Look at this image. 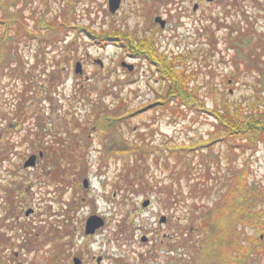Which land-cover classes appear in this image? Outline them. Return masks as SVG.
<instances>
[{"label":"rangeland","instance_id":"374dc122","mask_svg":"<svg viewBox=\"0 0 264 264\" xmlns=\"http://www.w3.org/2000/svg\"><path fill=\"white\" fill-rule=\"evenodd\" d=\"M261 2L264 4V0ZM71 4L75 5V10L61 14L60 11L67 10ZM83 4L84 0H0V15L6 14L10 24L12 19H19L21 11L17 12V9H21L24 16L28 18L25 22L29 29H35L34 20L44 24H50L55 20L53 24L58 25L60 19L66 22L65 27L67 25L75 28H78V25L87 27L88 19L84 14ZM46 8H51L53 11L48 15L44 14L42 16L44 20L30 18L32 12L37 13ZM218 12L220 9L214 10V13ZM54 16L57 18L55 19ZM229 16L227 19L229 27H225L222 23H205L206 26L209 25L213 33L215 38L213 43L208 41L207 28L198 30L194 23L187 19L179 20L174 13L169 20L173 26L155 33L156 39L153 42L148 41L141 46H139L140 43L134 42V46L137 45L143 51L148 50L150 44L153 45V49L163 54L162 57L165 56L168 63L174 65L176 71L181 70L185 74H191L189 86L196 88L195 96L203 101L199 103L198 109L182 105L183 113L178 111L176 117H172L170 108H165L156 102L157 92H161L160 81L162 80L160 79L162 78L159 79L158 72L150 70L154 67L151 66L153 60H150L149 66L145 57L139 60L134 59L132 53L127 50V40L123 39V36L119 38V41L109 39L96 43L85 35L84 31L81 35H77V29L67 28L62 43L48 47L41 46L40 39L36 37L14 38L22 40L24 44L19 45L17 55L12 58L16 62L19 60L20 64L16 62L15 64L21 68L20 73L26 76V80L32 78L29 88L32 92L24 95L25 87L22 83L24 78L19 79V72L11 78L8 75V77L2 75L0 78V257L6 259L4 264H7L9 260L15 261V254L23 264H29L30 261L37 263L43 261V248L41 251L36 248L26 250L23 245L29 237L31 241L38 244V240L42 241L41 238L51 232L52 228L63 225L65 218L71 213L74 198V205L80 201L83 204L76 213L72 214L74 216L72 225L80 224L90 210L107 217L105 229L91 238L92 254L104 255L105 264H116L119 252L125 253L129 260L137 257L136 254H132V242L123 245L113 236L115 233L113 231L117 228L123 230L122 233L124 230H128L130 234L133 233L132 238L135 241L142 236L156 240V244L162 249L161 256L167 249V255H170V258L175 254L174 252L171 254L167 248V245L175 244L169 239L171 233L175 240L178 239L181 244H184L183 248L178 246L179 249H184V259L186 255L187 260L193 256V259L191 258L194 261L193 264H264V254L253 255L251 241L247 237L258 233V230L245 227L235 230L234 237H230L233 233H226L222 238H215L217 223L208 221L214 209L213 203L199 202L197 206L200 210H196L192 203L196 197L194 192L190 194L188 186L191 182L185 178H182L179 183L174 178L169 180L161 169L162 165L160 168L153 165L150 169L154 176L152 181L156 185L154 192L146 193L147 195L123 196L116 184L120 183V176L125 166L114 156H110L109 151L105 152L104 149L107 148L102 143L106 140L111 141V150H113L114 147L120 148L125 141H134L135 145L143 146L155 152L154 154H166L175 144L177 146L199 145L211 138L215 131L214 117L209 113L211 108H217L216 106L221 108L223 103L227 102L233 107L240 104L243 106L244 113L247 108L252 107V104L262 109L264 105V9L247 3L244 11L236 9ZM177 23H179L178 26H176ZM37 25L40 26V24ZM238 28L244 37L250 40L248 45L243 44L240 49L238 48L240 41L234 42V38L240 34V31H234ZM94 29L100 28L94 27ZM45 30L41 28L40 32ZM118 30L131 33L135 39L139 34L132 29L119 28ZM72 41H74L73 47L70 44ZM238 51H240L239 57L234 60ZM250 51L259 54L253 65L260 68V71L255 67L246 69L239 60L243 54ZM35 56H39L38 63ZM66 56L68 59L64 61ZM162 57L158 55L155 60H162ZM44 58L45 61L42 63ZM97 59L103 62L102 66L96 63ZM122 60L132 63L133 69L128 70L121 66ZM170 60H173L172 63ZM76 62L81 64L80 73L75 72ZM34 63L38 65L35 66ZM57 63L63 67L58 72L60 79L56 84L54 83V89L46 94L42 90L48 87L49 81L43 74L44 68L51 71ZM155 63L158 67V63L156 61ZM257 101L261 103L258 104ZM20 103L21 107L18 110ZM101 107L103 115L104 111L113 115L117 108L120 116L123 113L122 109L127 110L130 116L126 120H116L106 116L105 124L101 126L94 115L96 110L101 111L99 109ZM132 109L135 111L132 112ZM16 119L20 121H14ZM38 124L45 133V136L41 138L45 144V151L54 150L59 155L65 152L68 157H74L77 160L73 168L71 165L68 166L70 162L68 159L64 161L67 162L65 167L68 172L67 182L60 184L50 182L51 180L43 173L44 162L39 161L43 155L37 157L33 167H22L29 155L38 154L41 151L33 150L31 143L24 141L28 126L34 127ZM56 137L64 138L65 145L56 141ZM142 137H145L144 142L140 141ZM10 144H14L12 148ZM226 148L225 142L219 141L215 144V149L222 153L219 157L221 167L226 166L231 170L232 164L237 166L248 164L250 181L264 186V140L258 141L255 151L250 149L242 151L240 147L236 148L239 154L234 157L232 155L229 159L227 155H224ZM108 153L109 158L105 160L106 166H103L102 157L107 156ZM154 154L149 161L152 162ZM83 161L87 164L85 173L81 166ZM84 179L88 181L87 189L83 187ZM17 182L20 185H15ZM169 184L183 194V196L177 195L175 202L170 206L163 187ZM12 186L16 188L20 186L29 194L26 201L17 202V206L15 205L17 216L11 219L15 225L11 229L6 220L11 218L10 214L6 213L10 205L2 204V200H5V193L10 191ZM213 196L214 192L211 197ZM88 199L90 204L87 205ZM144 199L151 200L150 208H143L141 203ZM79 206L80 204L77 205ZM28 208H33V212L25 215ZM162 213L167 215L169 222L161 226L158 218ZM191 217L201 219L194 224L190 222ZM219 220L225 221V219ZM231 222L227 221L230 224ZM184 227L187 230H184ZM260 237L256 247L258 251L262 246L264 247V232ZM235 240L241 241L243 246L248 247L249 252L244 256H239L235 251L232 252L234 249L232 244ZM119 244L122 246L119 247ZM137 244L140 245L139 242ZM99 247L102 248L99 249ZM226 255L228 260L223 258ZM124 261L126 264L129 262L126 259ZM136 264H141L140 260Z\"/></svg>","mask_w":264,"mask_h":264},{"label":"trees","instance_id":"16d2710c","mask_svg":"<svg viewBox=\"0 0 264 264\" xmlns=\"http://www.w3.org/2000/svg\"><path fill=\"white\" fill-rule=\"evenodd\" d=\"M19 11H21V14H23L21 9H17V12ZM34 13L35 12H32V17L35 16ZM2 16L0 15V78L2 75H8L11 78L15 73L19 72V79L24 78L22 83L25 87V96L32 92V90L29 89L31 87L30 83L32 82V78H28V80H26V76L20 73L21 68L17 67L15 64L16 61L14 58H12L13 56L17 55L19 45L24 44L22 40H15L14 38L20 39L23 37L25 39L26 36L28 39H31L32 37H36L40 39L39 44H41L43 47L52 45L56 46L62 43V41L65 39L67 30L71 28L73 30L77 29V35H81L82 31H84L85 35L95 40L96 43H102V41L108 36H117L119 38L123 36L122 38L127 40L126 46L129 53H132V55L141 53L142 57H145L149 60L154 61L158 58V55H161V57L163 55L161 53H157L151 44L148 46L149 49L145 51H143L140 47L138 48L134 46V38L131 33H124L123 30H95L94 28L90 29V27L86 26H78V28H75L74 26L68 27V25L65 27L64 24L54 25L53 23L44 24L40 22L38 23L40 26L36 25L34 26L35 29H29L27 22L25 24L21 23L22 15L16 20V22H12L10 24L7 20L8 18L6 17V14ZM41 28L46 30L44 32H40ZM207 29L209 30L208 41L209 43H213L215 40L213 33L209 27H207ZM234 31L239 32L240 29H234ZM236 41H240V44H238L239 49L243 44L248 45L250 43V40L244 37L241 31L240 34L234 38V42ZM73 42L74 41L70 42V44L72 45ZM73 46L74 45L71 47ZM238 53L240 54V51L236 53L234 60H237L236 57H239ZM256 56L259 57V54L250 51L247 54H243L242 58L239 60H241L246 69H250L252 67L256 68V66L253 65L254 61L257 60ZM35 59L37 60L36 63H38L39 56H35ZM67 59L68 57L66 56L64 61ZM44 61L45 58L42 60V63ZM155 61L158 63L157 72L160 74V78H162L160 79L162 80L160 81L161 92H157L156 102L165 108H170L172 117H176L178 111L183 113V109L181 108L182 105H186L185 107L187 108H192L191 106H193L198 109L199 103H201L203 100L195 96L197 91L196 88H191L189 86L188 81L191 77V74H185V72L181 70L176 71L174 69V65L169 64L165 56L162 57V60ZM172 61L173 60H170V63H172ZM16 63L20 64L19 60ZM12 65H15V67H11ZM33 65L36 66L38 64L34 63ZM62 68L63 67H61L60 63H57V66H53L51 71H48L47 68H44L43 74L47 76L49 81L48 87H45V89L42 90L45 91L46 94L50 93V91L54 89L53 86L60 79L58 72H60ZM257 70L260 71L261 69L258 68ZM257 102L258 104L261 103L259 101ZM20 107L21 103L18 105V110ZM216 107L217 108H211L209 110V113L214 117L215 131L212 133L213 135L210 136L211 138L204 141L203 144H192L189 146H177L175 144L168 150L166 154H154L155 152L147 150L143 146L141 147L139 145H135L134 141H125L120 148L117 149V147H114V149L111 150V141L107 142L106 140L102 142L107 148L104 149V151H109L110 156H114L122 164H124L123 166H125L123 167V172L120 176V183L117 182L118 184H116V187L120 189L123 196L128 194L147 195L150 194V192H154L156 185H154V181H152L154 176L151 174L152 172L150 169L153 165L159 168L162 165L161 169L164 171L169 180L174 178L177 179L179 183L182 178H185L191 182V184L188 186L190 187V194L194 192L193 194L196 197L192 200L196 210H200V207L197 206V203L199 202L205 203V201H211L213 203L214 209L213 212H211L208 221L217 223L216 234L214 236L215 238H222L226 233H233L230 237H234L235 230L238 231L245 227L255 228L258 230V233H254L252 236L250 235L251 238L250 236H247L251 241V252L253 255H263L264 247L262 246L261 250L259 251L256 249V247L258 246V241H260L261 234L264 232V186L260 183L250 181V170L248 164L241 166L232 164L233 169L231 170L226 166L221 167L219 164V157H221L222 153L221 151L215 149V144L219 143V141L226 143L227 150L224 155H227L228 159L232 155L234 157L239 154L236 151V148L239 147L242 151H245L246 149L255 151L258 141L264 140V105L262 106V109H260L258 105L252 104V107L247 108L245 113L243 106L240 104L233 107L230 106L229 103L224 102L223 107ZM99 109H101V111L99 112L96 110L94 115L96 121L99 122L101 126H104L105 119L107 118L106 116L116 120H126L128 116H130L128 111L125 109H122L123 113L121 116L119 109L117 108L113 115L107 114V111H104L103 115L102 107ZM131 111L133 112L135 110L132 109ZM18 117H20V114H18ZM14 121L19 122L20 120L17 121L16 119ZM139 133L141 134L142 132ZM43 136H45V133H43V130L39 127V124L38 126L36 125L34 127L28 126V129L24 135V141L27 143L30 142L33 146V150L38 149L42 151L43 158L39 161L44 162L43 173L48 179L51 180L50 182L56 184L67 182L66 176L68 172L65 168L67 162L64 161L68 159L70 161L68 166L71 165L73 168L74 163L77 160L74 157H68L65 152H62L59 155L54 152L51 147L50 149L52 151H45V144L41 141ZM55 140L58 142L60 141L59 143L63 146L66 143V140L62 137H56ZM140 141L144 142L145 137H142ZM12 145L14 144H10L11 148ZM109 153L107 156H103L104 158L102 157V161L104 162V164H102L103 166H106L105 160L109 158ZM153 154L154 158L151 162L149 159ZM81 166L85 173L87 164H85L83 161ZM15 185L20 184L17 182ZM157 186H159V184H157ZM163 187L166 190L165 195L169 200V206L171 203L175 202L177 195L183 196L182 192L177 189L175 190L172 184H169V186L165 185ZM9 190L10 191L5 193V200H1L2 204L8 203L10 205L6 213H9L11 218L6 220L8 221L7 225H9L12 229L13 221H11V219L13 220V216L16 215L15 205L17 202L22 203L26 201L27 195L29 193L25 191L26 189H22L20 186H17V188L12 186ZM213 192L214 196L212 198L211 195ZM200 219V217H191L190 222L195 224ZM219 219H225V221ZM228 220L232 221L231 224L227 223ZM183 229L187 230L185 227ZM29 235L30 234H28V236ZM26 244L30 245V250L34 249V241H27ZM232 245L234 248L232 252H237L239 256H244L245 253L249 252L248 247L243 246L239 240H235ZM223 258L224 260L229 259L228 255L224 256ZM4 261L5 259L0 257V264H3Z\"/></svg>","mask_w":264,"mask_h":264},{"label":"flooded vegetation","instance_id":"af4514ba","mask_svg":"<svg viewBox=\"0 0 264 264\" xmlns=\"http://www.w3.org/2000/svg\"><path fill=\"white\" fill-rule=\"evenodd\" d=\"M110 1L111 0H84L83 11L88 19L87 27H99L100 29L110 28L112 30L119 28L136 30L139 33H137L139 38L138 36L136 39L134 38V42L140 43L139 46L147 44L148 41L149 43L153 42L154 39H156L155 33H157L158 31H163L168 27H172L173 25L169 23L172 13L177 15L179 20L187 19L191 23H194L193 25H195L196 29L203 30L209 27V25L206 26V22H208V24L222 23L225 27H229L227 23V19L230 17L229 15H231V13H234L236 9H238L239 11L241 10V12L244 11V8L247 7V3L254 4L255 6L260 7L261 9H264V4L261 2V0H164V5L163 0H118V5L112 11L110 8ZM160 2H162V4H159ZM236 2L239 4H237ZM215 9H220V12L214 13ZM72 10H75L74 4H71V6L67 10L64 9L60 12L61 14L67 11L68 13H71ZM51 11H53L51 8L42 9L39 10V12L37 11V13H34L35 16L33 17L34 19L36 17L38 20H43L44 18H42V16L44 14L48 15L49 13H51ZM21 15V23L25 24V20H27L28 18L23 14ZM33 17L30 16V18ZM16 20L17 19H12L11 23L16 22ZM34 22H36L34 26L39 23V21L37 22L36 20H34ZM52 23H54V20L50 24ZM64 23L66 22L60 19L58 24ZM178 24L179 23H177L176 26H178ZM109 39L113 41H119V37L117 36H108L105 38V40ZM136 47L138 46L136 45ZM133 56L134 59L137 60L141 59L142 57L141 53H137ZM148 60L149 59H147V62L150 66V60ZM155 64V61L151 62V66L156 67ZM154 67H151L150 70H154V72L157 73L158 67H156V69ZM157 75L160 79V74ZM83 187L87 189L88 181L86 186L83 183ZM74 200L72 203L73 208L70 209L71 213H69L68 216L65 218V223L60 227L52 228L51 232H48L41 238L42 241L38 240V244L34 242L33 247L36 248V250L41 251L42 248L44 249V256L42 257L43 261L38 263L30 261L29 264L106 263V257L104 255L92 254L91 238H93L96 234L101 233L105 229L104 227L107 223V217L102 213L100 214L98 212H95L94 210H90L87 212V214H85L86 217L85 219L81 220L80 224L72 225L74 219V216H72V214L76 213L79 208L82 207L83 204V202L80 201V203H78L80 204V206L77 207L78 204L74 205ZM88 204H90L89 199L87 205ZM150 207L151 200L147 206H143V208ZM91 215L99 216L103 220V224L100 227L96 228L93 232H86V221ZM162 216H164V220L160 221V218ZM168 220L169 218L164 213L160 214L158 218L160 225L168 224ZM14 227L15 225L13 222V228ZM122 231L123 230L119 228L115 229L113 231L115 232L113 233V236L116 237V240L120 241V244L122 243L123 245H125V243L127 242H132V254H136L137 257H134V260H132V258L131 260H129V257L125 256V253L119 252L116 257V264H126L124 259L130 262H128V264H136L138 260H140L141 264H190V262H192L193 264L194 262L193 260H191L193 256H190V259L187 260L186 255V259H184L185 254L183 253L184 249H182V245L184 244H181V241L179 242L178 239L175 240L171 233L169 234V239L174 241L175 244L167 245V248H169L171 254L175 253L177 256H175L174 254L170 258V255H167V249L165 250V254L161 256L162 249H160L159 245L156 244V240L141 235L142 237H140L138 241H135L132 238L133 233L130 234L128 230H124V233H122ZM124 234L125 237H123ZM28 240H30V238H27V241ZM183 241L185 240L183 239ZM136 242H139L140 245ZM121 246L122 245H120L119 247ZM178 246L182 248L179 249ZM23 247L26 250H29L30 245L25 244L23 245ZM101 248L102 247H99V249ZM143 248H145V250H142ZM179 250L180 252H178ZM14 259L15 261L9 260L7 264H15L17 262H21L19 261L18 256L16 254Z\"/></svg>","mask_w":264,"mask_h":264},{"label":"water","instance_id":"95a60500","mask_svg":"<svg viewBox=\"0 0 264 264\" xmlns=\"http://www.w3.org/2000/svg\"><path fill=\"white\" fill-rule=\"evenodd\" d=\"M118 5V0H111L110 1V8L113 11L115 9V7ZM97 63H99L101 66L103 65V62L100 59L96 60ZM122 66L126 67L128 70H132L133 69V64L131 63H127L125 61L121 62ZM81 70V64L79 62H76V66H75V72L80 73ZM37 156L41 157L42 156V151H40L38 154H32L29 155L25 161L23 162V167L24 168H31L36 164V159ZM84 185H87V179H84ZM149 199H146L142 202L143 206H147L149 204ZM33 211L32 208H28L25 212L26 215H28L29 213H31ZM164 220V216H162L160 218V221ZM103 224V220L97 216V215H91L90 217H88L87 221H86V232H93L96 228L100 227ZM16 264H21V263H16Z\"/></svg>","mask_w":264,"mask_h":264}]
</instances>
